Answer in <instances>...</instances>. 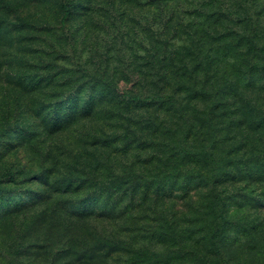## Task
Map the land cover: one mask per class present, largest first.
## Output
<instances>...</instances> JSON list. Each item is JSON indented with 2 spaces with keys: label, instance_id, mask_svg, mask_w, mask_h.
I'll return each instance as SVG.
<instances>
[{
  "label": "rangeland",
  "instance_id": "obj_1",
  "mask_svg": "<svg viewBox=\"0 0 264 264\" xmlns=\"http://www.w3.org/2000/svg\"><path fill=\"white\" fill-rule=\"evenodd\" d=\"M68 1L71 13L59 29L62 11L40 7V0H0V61L24 65L18 75L31 77L24 83L26 108L19 91L15 102L7 98V90L0 93V176L22 171L13 182H0V210L38 197V205L27 202L18 210L30 207L37 215L42 209L57 211V222L44 227L8 222L1 230L9 246L20 244L24 236L32 242L39 230L40 241L19 257L39 254L35 264H166L169 245L155 247L161 258L150 259L149 243L143 256L134 258L119 249L102 257V251L93 250V231L101 220L76 218L75 211L108 212L115 202L106 194L114 188L119 189L113 194H124L120 206L136 196L139 229L129 236L139 237L140 243L150 239L155 209L164 204L165 216L175 208L179 228L199 226L198 216L215 219L219 204L200 180L224 172L221 165L217 169V84L246 78L255 63L264 66V0ZM15 7L35 25L28 23L19 35L29 39L15 45L23 55L13 53L3 33ZM41 14L51 21V30L38 27ZM218 61L228 72L217 73ZM35 79L30 92L28 82ZM255 92L263 96L264 89ZM123 94L146 95L151 101ZM17 115L21 120L16 121ZM238 141L235 135L232 142ZM249 150L238 145L233 156L246 157ZM171 153H185L188 161L171 171L169 184L162 187L160 165ZM247 175L244 165L236 180L225 185L235 197L227 199L217 220L224 227L219 259L191 252L196 247L203 251L204 243L199 234H188L191 243L184 244V254H175L172 264H264V184ZM184 183L199 185L189 191L193 197L182 198ZM11 192L17 194L10 197ZM125 218L119 224H126ZM4 255L17 262L10 248Z\"/></svg>",
  "mask_w": 264,
  "mask_h": 264
},
{
  "label": "trees",
  "instance_id": "obj_2",
  "mask_svg": "<svg viewBox=\"0 0 264 264\" xmlns=\"http://www.w3.org/2000/svg\"><path fill=\"white\" fill-rule=\"evenodd\" d=\"M40 2V7H43L44 4L50 5L52 12L62 11V14L58 19V28H64L71 13L72 3L68 0H40ZM18 6L20 7V5ZM29 21L30 20L28 18L26 19L22 11L15 7L14 13L8 15V21H6V24L4 25L5 30L3 33L7 35L12 47V51L17 55H23L25 51L22 52V50L16 49L15 45H25L29 41V39L22 38L23 34L20 36L21 38L19 37L20 33L27 31L26 26ZM38 23V27H42V30L45 28H47V30H51L52 24L48 17L41 14ZM29 25H34V23L31 22ZM12 57L15 59V55ZM223 64L224 63L222 61H218L217 73L228 72L225 68L226 66H223ZM253 65L254 67L251 69V72H248L246 78H235L231 81L224 80L225 84L222 85L219 80L217 84V88H219V90L217 89V169L221 168L219 166L221 165L223 167L222 171L224 172L219 176L215 175L210 178L205 177L200 180L201 182H206L204 191L219 204V206H217L215 209V219L210 220L198 216L196 218V222L201 223L199 226L191 227L190 225H186L179 228L180 226L176 224L175 217L177 212L175 211V208H168L170 214L167 213L165 216L164 213L167 207L164 204L162 207L155 209L156 218L153 224H150L149 226L151 230L150 239L148 238V242L142 241L140 243L138 241L140 240L139 237L131 238L129 236L130 233H135L136 230L139 229L137 223L135 222V216L140 214V210L137 207L139 204L136 202L137 198L134 196L128 203L120 206L123 201L122 199L124 194L117 192H114L115 194H113V190L115 191V189H119L114 188L112 192L106 194V199L114 198L115 202V207L108 210V212H106V210L101 211L99 212L101 213L99 216L97 215L99 214L98 212L84 213L72 210L75 211L74 216L76 218L87 219L93 216V218H96L99 221L101 220V225L99 228L93 231L97 241V246H94L95 249H93L94 251H102L100 255L107 258L116 253L117 250L123 249L130 252V255L136 258L140 255H144L142 252L149 243L150 248L152 249L150 259H152L154 257H164L160 250L155 249L157 245H169V252L164 257V262H166V264H172L175 254H184V244L191 243L190 236L188 234H199V243H204V249L201 251L199 247L191 248V252L196 254H203V252H206L213 257L217 256L219 259L220 254H222L221 240L224 235V227L223 224L218 223L217 220L222 218L221 211L223 210V206L227 202V199L235 197L233 196L234 192L232 190H228V188L225 186L227 185L228 179L236 180L240 168L246 165V173L248 174L247 176L254 178L253 181L255 182H262L264 184V94L263 96H257L255 92L256 90L264 89V66L256 65V63ZM24 67L25 66L21 65L20 63L14 64L10 63L9 61L6 63L0 61V93H5L7 90V98L15 102L17 100L15 93L16 91H19V97L21 98L20 102H22L21 105L22 107L26 108V98L24 97V91L26 92V90L24 88V83L25 81H29L31 77L23 78L18 75L19 69L21 70ZM230 75L233 74L229 72V76ZM37 81L38 80L35 79L31 82H28L30 92L35 90ZM30 86H32V88ZM122 96H125L129 99H140L146 102L151 101L150 97L146 95L132 96L123 94ZM18 119L21 120V116H18L16 121H18ZM231 128L234 129L231 132H228L229 134L225 133L226 130ZM252 132L254 135H250ZM235 135L239 138L237 143L238 145L242 144L244 147L247 145L249 146L250 154L248 156H233L234 149L238 146L234 145L235 143L232 142ZM15 137H17V135ZM21 138H24V136L22 135ZM244 153H246V151H244ZM165 158L166 159H163V162L160 165L161 168L164 169V171L161 172V181L159 185H162V187H165L167 184H169L168 175L170 172L179 166L184 168V165L186 164L185 162L188 161L187 155L185 153H178L176 155L171 153L168 156H165ZM220 160L223 165L221 164ZM205 165H207V163L203 162L201 167H205ZM227 169H232V171L230 172ZM19 173L22 174L20 169L7 171L3 173V176H0V182H13V180L19 176ZM201 174L204 175V171H201ZM178 178L180 181L184 179V173L180 174ZM185 183L182 184V198H186L189 195L191 188L196 190L199 187L198 184L192 186L190 183ZM15 194L17 193L11 192L10 197ZM189 197H193L192 193L189 195ZM37 198L38 197H35L31 201L21 200V202H19L20 200H17L14 203V206L5 207L4 209L0 210V264H35L40 261L41 257L39 254L36 256L33 255V258L19 260V257L23 254L20 251L25 248L30 249L32 242L35 244L36 242L40 241L41 235L39 230L32 237V242H30L29 238L24 236L20 244L16 242L11 246H9V242L7 241L8 237H6V235L1 230L2 226L8 222H10L13 227H23L24 224L27 223L31 227L39 226V228L49 224L50 221L51 223L57 222L54 219V216H57L56 210L51 213H45L42 209L38 215L32 210H28L30 207L27 209L23 208L26 209L24 212H21L22 210H18V208H20L23 204H27V202L31 203V207L38 205L39 201H36L38 200ZM130 212H134L136 215H129ZM18 213H20V215H18ZM208 215H210L209 210L206 212V216ZM122 216H126V224L123 225L119 224L118 222ZM129 216L134 217L129 218ZM102 220L106 221L105 225L103 224ZM261 223L264 224V217L261 218ZM89 232L91 231L89 230ZM11 233L12 232L10 230L8 233L9 239L13 240ZM242 235L244 236V233H242ZM9 248L13 253L16 254L17 262H13L14 258L12 261L8 260L7 258L3 259L5 258L4 251ZM68 248L72 251V244L69 245ZM69 253L70 252L68 251L67 256L70 255ZM92 254L93 253H89V256ZM205 258L206 257H203L202 260L207 261ZM66 264L72 263L66 262Z\"/></svg>",
  "mask_w": 264,
  "mask_h": 264
}]
</instances>
